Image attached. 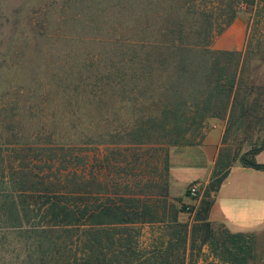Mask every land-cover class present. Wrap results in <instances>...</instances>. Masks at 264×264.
Segmentation results:
<instances>
[{"label":"rangeland","instance_id":"obj_1","mask_svg":"<svg viewBox=\"0 0 264 264\" xmlns=\"http://www.w3.org/2000/svg\"><path fill=\"white\" fill-rule=\"evenodd\" d=\"M143 4V0H0V144L18 143L5 155L9 163L16 156L23 159L26 168L15 171L19 176L31 170L48 182L68 176L70 168L79 166L75 157L84 155L89 166L78 172L83 174V168L95 178V191L102 188L99 183L110 182L115 186L109 191L117 194L159 200L166 196L170 204L185 209L179 220L191 229L204 195L215 185L208 182L203 195L190 194L186 202L169 192L170 173L162 150L175 130L167 115L157 110L159 84L142 79L144 58L154 50L147 41L154 39L159 26ZM238 32L245 36L238 50L240 79L264 89V2L239 11L216 39ZM239 116L205 115L185 133V141L196 142L214 122L224 125V145L215 164L222 174L242 165L244 158L253 159L254 149L264 143L258 115ZM49 152L57 155L51 168L30 159H47ZM68 180H73L72 174ZM145 232L149 241L150 225ZM205 234V228L200 229L201 250L194 251L198 264H235L244 257L246 264H264V248L253 234L237 238L245 253L233 248L231 232L223 224L211 222L208 241L202 244Z\"/></svg>","mask_w":264,"mask_h":264},{"label":"trees","instance_id":"obj_2","mask_svg":"<svg viewBox=\"0 0 264 264\" xmlns=\"http://www.w3.org/2000/svg\"><path fill=\"white\" fill-rule=\"evenodd\" d=\"M143 2L145 12L150 8L159 26L154 39L147 41L154 50L144 58L141 75L143 80L159 84L155 88L160 96L157 110L167 115L175 130L169 146L202 141L184 139L205 115H240L241 119L258 115L264 127V89L240 79L242 52L211 48L239 11L260 6L264 0ZM16 144H0V264H198L194 258L195 249L201 250L198 234L205 228L202 244L207 243L212 194L230 169L224 174L214 169L209 185L215 187L204 195L189 229L188 223L179 220V213L185 209L170 204L166 196L159 200L144 194H117L109 191L115 186L110 182L99 183L102 188L95 191V178L83 168V174L78 172L79 167L89 166L90 160L84 155H77L78 168L68 171L72 181L68 175L57 183L48 182L39 179L38 173L33 176L31 170L19 176L15 171L26 168L23 159L16 156L9 163L5 155ZM169 146L162 150L168 167ZM263 149L264 143L254 149L255 156ZM56 156L49 152L47 159H30L51 168ZM242 165L264 169V163L255 157L244 158ZM98 168L102 170V166ZM146 225L151 226L149 241L145 238ZM244 235L231 233L233 248H239V253L245 251L237 238ZM242 260L233 262L246 264V258Z\"/></svg>","mask_w":264,"mask_h":264},{"label":"crops","instance_id":"obj_3","mask_svg":"<svg viewBox=\"0 0 264 264\" xmlns=\"http://www.w3.org/2000/svg\"><path fill=\"white\" fill-rule=\"evenodd\" d=\"M229 36V35H228ZM218 37L213 49L239 50L244 34ZM224 125L214 122L202 141L174 146L169 159V192L188 199L187 190L197 183L203 192L210 182L223 144ZM255 160L264 163V149ZM209 221L223 224L231 233L253 234L264 248V169L233 166L221 186L212 194ZM261 241V242H260ZM261 243V244H260Z\"/></svg>","mask_w":264,"mask_h":264},{"label":"built area","instance_id":"obj_4","mask_svg":"<svg viewBox=\"0 0 264 264\" xmlns=\"http://www.w3.org/2000/svg\"><path fill=\"white\" fill-rule=\"evenodd\" d=\"M189 190H190V194L193 195V196H198L199 194L200 195L202 194V192L200 190V187H199V185L197 183L191 184L189 186Z\"/></svg>","mask_w":264,"mask_h":264}]
</instances>
